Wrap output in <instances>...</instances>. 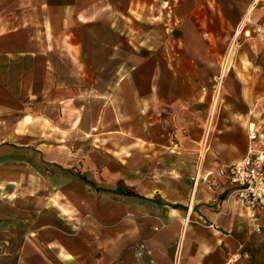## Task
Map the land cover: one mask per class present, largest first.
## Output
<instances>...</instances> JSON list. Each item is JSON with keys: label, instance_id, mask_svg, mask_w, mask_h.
Segmentation results:
<instances>
[{"label": "crops", "instance_id": "obj_1", "mask_svg": "<svg viewBox=\"0 0 264 264\" xmlns=\"http://www.w3.org/2000/svg\"><path fill=\"white\" fill-rule=\"evenodd\" d=\"M262 65L264 0H0V264H234Z\"/></svg>", "mask_w": 264, "mask_h": 264}, {"label": "built area", "instance_id": "obj_2", "mask_svg": "<svg viewBox=\"0 0 264 264\" xmlns=\"http://www.w3.org/2000/svg\"><path fill=\"white\" fill-rule=\"evenodd\" d=\"M247 138L245 154L220 164L215 172L233 184L237 199L247 208L264 212V123L250 122Z\"/></svg>", "mask_w": 264, "mask_h": 264}, {"label": "rangeland", "instance_id": "obj_3", "mask_svg": "<svg viewBox=\"0 0 264 264\" xmlns=\"http://www.w3.org/2000/svg\"><path fill=\"white\" fill-rule=\"evenodd\" d=\"M252 30L256 31L255 27H252ZM225 73H227V71ZM255 75L257 79H264V65L256 70ZM219 90L217 91V94L220 96L222 89L219 88ZM256 90L258 92L260 89L257 88ZM260 103L264 105V96H262ZM260 111H262L260 114H256L259 118V121L256 122L264 123V118H262L264 117V110L261 109ZM261 219V223L257 224L258 228L256 226L254 231L249 235L247 242L242 249L240 258L234 264H264V218L261 217Z\"/></svg>", "mask_w": 264, "mask_h": 264}]
</instances>
